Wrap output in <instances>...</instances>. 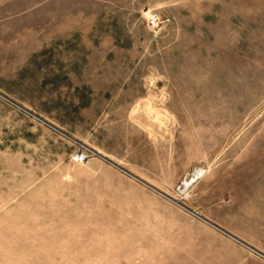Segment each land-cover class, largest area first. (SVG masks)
Masks as SVG:
<instances>
[{
  "label": "rangeland",
  "instance_id": "rangeland-1",
  "mask_svg": "<svg viewBox=\"0 0 264 264\" xmlns=\"http://www.w3.org/2000/svg\"><path fill=\"white\" fill-rule=\"evenodd\" d=\"M0 94V264H264V0H0Z\"/></svg>",
  "mask_w": 264,
  "mask_h": 264
},
{
  "label": "built area",
  "instance_id": "built-area-1",
  "mask_svg": "<svg viewBox=\"0 0 264 264\" xmlns=\"http://www.w3.org/2000/svg\"><path fill=\"white\" fill-rule=\"evenodd\" d=\"M172 22L170 16H163L159 11H152L147 19L148 27L151 31L160 32L167 28ZM90 156L88 155L87 149L81 145L72 155V160L75 163H83L87 161Z\"/></svg>",
  "mask_w": 264,
  "mask_h": 264
},
{
  "label": "bare ground",
  "instance_id": "bare-ground-1",
  "mask_svg": "<svg viewBox=\"0 0 264 264\" xmlns=\"http://www.w3.org/2000/svg\"><path fill=\"white\" fill-rule=\"evenodd\" d=\"M0 96H2L1 94H0ZM96 152V151H95ZM103 158V157H102ZM186 185H188V184H185V186ZM210 224H211V222H210ZM213 225V224H212ZM225 231V230H224ZM227 232V231H226ZM232 235V234H231ZM233 236V235H232ZM237 239V238H236ZM240 240V239H239ZM243 244H247L246 242L245 243H243ZM246 246V245H245ZM250 249H252V248H250ZM255 249V248H254ZM257 252L259 253V254H261L262 256H264V253H262V252H260L259 250H257Z\"/></svg>",
  "mask_w": 264,
  "mask_h": 264
}]
</instances>
